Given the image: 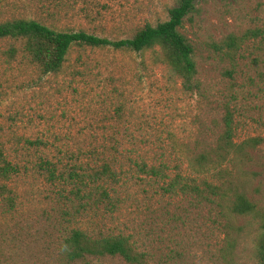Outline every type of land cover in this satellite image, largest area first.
Masks as SVG:
<instances>
[{"label":"rangeland","instance_id":"374dc122","mask_svg":"<svg viewBox=\"0 0 264 264\" xmlns=\"http://www.w3.org/2000/svg\"><path fill=\"white\" fill-rule=\"evenodd\" d=\"M176 2L0 0V20L35 19L60 31L82 30L116 41L167 20ZM195 9L180 29L194 48L201 84L194 92L183 91L180 80L156 61L157 50L137 54L74 46L61 72L42 76L20 57L4 64V52L19 46L0 41V148L10 159L25 139L45 142L50 156L60 158L118 142L149 163L167 165L170 178L178 171L195 177L184 167L199 153L217 159L221 152L225 159L203 176L220 189L217 196L209 195L213 203H199L191 192L167 194L162 182L144 180L111 213L100 208L74 214L76 203L60 199L59 187L29 171L11 185L16 210L4 214L0 209V264H259L264 0H204ZM227 111L234 146L223 152L217 148ZM16 159L27 166L35 161L24 152ZM237 194L255 204L254 213H231ZM72 229L93 239L122 235L136 259L105 255L68 261L64 240Z\"/></svg>","mask_w":264,"mask_h":264},{"label":"trees","instance_id":"16d2710c","mask_svg":"<svg viewBox=\"0 0 264 264\" xmlns=\"http://www.w3.org/2000/svg\"><path fill=\"white\" fill-rule=\"evenodd\" d=\"M200 1L204 0H177L176 6L169 9L167 20L155 25L146 24L131 37L116 41L82 30L60 31L35 19L0 20V41H9L19 46L11 45L4 52V64L9 65L20 57L21 61L35 68L40 75L47 76L62 71L68 53L74 46L91 49L109 47L115 51L137 54L157 50L156 61L180 80L183 91H199L201 84L197 78L194 48L180 29L185 18L196 10V3ZM224 120L225 129L220 138L222 144L217 149L229 152L234 144L232 120L228 111ZM255 140H251L253 146ZM17 144L18 148L14 150L16 161L8 157L4 147L0 148V209L4 214L13 212L17 207L12 183L29 171L37 173L51 186L59 187L56 193L60 199L71 205L76 203L74 214L80 211L95 212L100 208L109 213L118 211L128 199L126 193L132 187L141 185L144 180L154 184L162 182L159 187L167 194L191 192L199 203H213L210 196H217L220 189L203 176L225 161L221 152L216 154L217 159H213L208 152L199 153L189 159L184 167L195 177H185L178 171L170 178L166 173L167 165L149 163L137 152L132 155L122 150L118 142L108 148L102 146L99 151L93 148L80 156L71 155L66 158L50 156L49 146L40 140L25 139ZM21 152L35 157L31 166L17 161ZM197 179L201 180L199 184ZM255 207L244 194H237L231 203V213L248 215L255 212ZM63 214L72 215L70 212ZM64 247L66 257L71 262L84 260L88 256L105 255H119L129 262L136 259L129 240L122 235L93 239L82 229H72L64 240ZM256 256L259 264H264V217L257 239Z\"/></svg>","mask_w":264,"mask_h":264}]
</instances>
